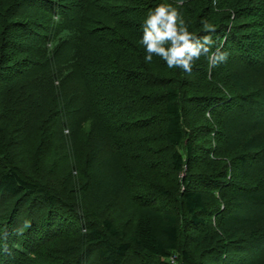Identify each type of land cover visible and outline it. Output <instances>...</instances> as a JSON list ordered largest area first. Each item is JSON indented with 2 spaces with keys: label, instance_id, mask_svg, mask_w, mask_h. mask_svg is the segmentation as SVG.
I'll return each mask as SVG.
<instances>
[{
  "label": "trees",
  "instance_id": "trees-1",
  "mask_svg": "<svg viewBox=\"0 0 264 264\" xmlns=\"http://www.w3.org/2000/svg\"><path fill=\"white\" fill-rule=\"evenodd\" d=\"M236 1L0 0V264L58 237V264H171L174 252L207 264V242L231 251L224 264H264V31L241 34L264 23V0ZM174 48L190 72L169 67ZM141 161L165 182L121 205ZM94 166L117 177L96 206ZM119 207L137 209L131 230ZM233 230L244 245H229Z\"/></svg>",
  "mask_w": 264,
  "mask_h": 264
},
{
  "label": "rangeland",
  "instance_id": "rangeland-1",
  "mask_svg": "<svg viewBox=\"0 0 264 264\" xmlns=\"http://www.w3.org/2000/svg\"><path fill=\"white\" fill-rule=\"evenodd\" d=\"M178 1L180 3V0H178ZM182 2L183 1H181V3ZM233 3L234 2H231L232 6H233ZM235 3L237 4V6L238 5H240V6L243 5L240 1H236L235 0ZM248 5H250V4H248ZM248 5H246V3H245V6H248ZM225 6H228L229 7L231 5L228 2L227 5H225ZM172 9H173V7H172ZM20 18H22V19L23 18L30 19V14L28 15V12H24L21 15ZM241 20L242 21H254V20L260 21V19L257 18V17H254V18L253 17H251V18H244V19H241ZM28 21H30V20H28ZM258 23L259 22L249 23L248 26H247V29L242 30L241 31V34L242 35H245V36L248 35L247 37H249L251 35V33L253 34L255 32H259V30L261 32H263L264 31V26H262V24H264V23H260V24H258ZM258 25H260V26H258ZM255 26H258V27H255ZM25 43H27V42H25ZM198 58L201 59V56H199ZM191 63H192V61H191ZM154 70L156 72H159L161 75L162 74L171 73L169 69L159 68V67H156V66H154ZM206 85H208V82H205L204 85H203V87H204V90L203 91L204 92H206V89H205V86ZM155 91H157V89H155ZM200 122H205V120L204 119H201ZM200 122H197V124L200 123ZM197 124H196V126H197ZM201 139L202 138H200L199 140H201ZM210 140H211V145H213V146L219 144L218 139L216 141L215 138H210ZM248 151L249 152L251 151L250 153H252L255 150L253 149V150H248ZM162 155L164 156V154H162ZM73 156L71 158H74ZM165 156H168V154L165 153ZM224 157H226V156H221V158L218 159V161H219L220 164L224 163V161H227L226 158H224ZM142 162L143 161H141V162L137 163L135 166H133L134 167L132 169L133 171H130L129 170L128 176H129L130 182L127 184L128 186H126L127 187L126 190H127L128 194H127V196L126 195L123 196V200L122 201L120 200L121 203H122L121 205H124L125 204L127 207H133V206L136 205V201L141 202L142 200H145L144 199V198H146L145 196H143L144 198L142 196L141 197L140 196L139 197L137 196L138 195L137 193H143L144 192V189H142V185H148V184H150L149 182L154 183V184H159V183H164L165 182L164 181V178L161 177L160 173L159 172H155L154 169H151V168L150 169L141 168L142 169L141 170L140 169V163L142 165H144V166L149 167L147 164H143ZM81 167L82 166H80V168ZM239 169H240V166L238 165L236 167V170L235 171L238 172ZM91 171H92V173H95L94 176L96 178H94L93 183H92V187L93 188L91 190L90 197H89V198H91V200H90L91 203L90 202L89 203L92 206H96V205L100 204L97 201V200H99L98 197L99 196H102V195L104 197V194H107L108 193V190H111L116 185L117 177L116 176H113V175H108V174L105 175V173L100 172V170H98V168H96L95 166L93 167V170H91ZM94 171H96V172H94ZM147 171H149V172H147ZM241 171H239V172H241ZM142 175H146V176L145 177H142ZM80 178H81L82 182H84L87 179L86 177H81V176H80ZM228 179H230V176L228 177ZM217 195L219 196L220 194L218 193ZM134 197H138L139 199L136 200V199H134ZM102 202H103V204L100 206V208H94L93 211H95L96 214H100V215L104 216L105 214H103V210L106 209V207H107L108 204H107V201H105L104 199L101 201V203ZM243 203H244L243 207H248L250 209L252 208V205L249 204V203H247V201H244ZM113 204H112V207H115V205H113ZM221 205H222L221 208L226 210V208H224V206H223L222 203H221ZM102 207H103V209H102ZM122 208L123 207H119L118 209H116L118 215L113 216L114 218H116V221L115 222L117 223V225L120 227L121 230H131L133 228V222H134L133 213L136 212L137 209L136 208H127L126 210H123ZM252 210L254 211L253 213H255V211H256L255 210V207L252 208ZM108 211L109 210H107V212ZM229 213L236 214L237 212L235 213L234 211L232 212V211L229 210ZM228 214L226 213L224 215V217H227ZM240 215L241 214H236L234 217L240 218ZM241 219H244V218H241ZM25 220H26V218H23V221L24 222H25ZM212 220H213V222L216 221V216H214L212 218ZM249 223H251V224L254 223V219L251 218L249 220ZM62 228L65 229L66 226H63ZM243 232H244V230H241V231L240 230L239 231L238 230H233V232L230 235V237L227 238V240L230 242L229 245L230 244L232 246L235 245V240L232 241L233 238L238 239L237 240L238 245L240 243H241L240 245H244L243 244V241H246V238L247 237H245L244 240L240 241V239L244 236L243 235ZM200 235L204 236V234H200ZM256 237L257 238L260 237L259 233H258V235H256ZM45 239H46V236H45ZM65 239H66L65 237H58V238H55L53 240H47L46 239L47 242L40 248V250L38 252H36V256H34V255L28 256L29 258L27 257L26 260H24V264H26V262H28V261H31L30 263H34V264H36V263L37 264H58V263H62V260H61L63 258V256H62V249L66 246L64 244V240ZM251 239H253V238H251ZM229 245H227V246L229 247ZM211 246L212 245L207 242L206 244L204 243V246L202 247V249H204L205 254H206V255H204V258H205V256L206 257H209V259H206L205 258L207 264H222V263L224 264V262L226 261L227 257L233 256V255H231V251H227L226 250V252H224L223 254H221V256L218 255L219 258H217V254L218 253H215V254L214 253H212V254L209 253L214 248V247H211ZM195 247H197V246H195V244H193L192 245V251H191L192 254H193V256H195L196 251H199V252L202 251L201 248H200V250H195ZM70 249L71 248L66 247V251H69L68 253H72L74 251V250H70ZM75 250H77V248ZM75 254H77V252H74L73 255H75ZM169 262L171 264H183L184 257H183V255H181L180 252H174V253H172L171 257L169 258ZM242 264H247V261H243Z\"/></svg>",
  "mask_w": 264,
  "mask_h": 264
},
{
  "label": "clouds",
  "instance_id": "clouds-1",
  "mask_svg": "<svg viewBox=\"0 0 264 264\" xmlns=\"http://www.w3.org/2000/svg\"><path fill=\"white\" fill-rule=\"evenodd\" d=\"M158 10V15L156 17H153L152 20L150 21V23L153 25V27H155V24L157 22V20H159L160 17L164 16V8L159 6L157 8ZM174 17H168L167 19L169 21H171ZM207 27V26H206ZM147 39H151V36L147 37ZM181 39H186V37H181ZM205 39L207 41H211L212 43V40H211V37H205ZM153 47L152 45H150V48ZM185 48H187V44H185ZM206 52L208 51L207 49L205 50ZM183 53H184V48H174L172 50V58L169 59L168 63H169V67H172L174 63H178V64H183V68L186 70V71H191V66L188 64L187 61L185 60H177L178 57H182L183 56ZM192 55L194 56H197L199 57V52L193 50L192 51ZM191 58V57H189ZM218 59L220 58H223V54H220L217 56ZM148 60H151V56H148L147 57Z\"/></svg>",
  "mask_w": 264,
  "mask_h": 264
}]
</instances>
